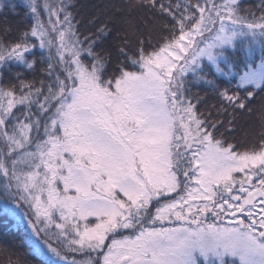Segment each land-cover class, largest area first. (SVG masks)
Segmentation results:
<instances>
[{"label":"snow or ice","instance_id":"snow-or-ice-1","mask_svg":"<svg viewBox=\"0 0 264 264\" xmlns=\"http://www.w3.org/2000/svg\"><path fill=\"white\" fill-rule=\"evenodd\" d=\"M23 4L0 200L38 264H264V0Z\"/></svg>","mask_w":264,"mask_h":264},{"label":"trees","instance_id":"trees-1","mask_svg":"<svg viewBox=\"0 0 264 264\" xmlns=\"http://www.w3.org/2000/svg\"><path fill=\"white\" fill-rule=\"evenodd\" d=\"M16 5V13L9 14L8 20L13 24L17 22L29 23L25 19V9L23 0H11ZM85 6V10H94L102 7L108 0H79ZM247 3L253 4L256 0H246ZM241 128L247 132L256 127V118L249 119L243 117L240 121ZM5 202L0 200V264H5L8 258L16 260L22 258L23 264H38V258L30 254L28 250V241L26 234L29 236L27 226L24 221L18 219L13 213L4 210ZM10 207V204H9Z\"/></svg>","mask_w":264,"mask_h":264},{"label":"rangeland","instance_id":"rangeland-1","mask_svg":"<svg viewBox=\"0 0 264 264\" xmlns=\"http://www.w3.org/2000/svg\"><path fill=\"white\" fill-rule=\"evenodd\" d=\"M10 207H11V205H10ZM13 215H14L15 217H17L18 219H20V220H22V221L25 222V224H26V226H27L28 234H29V236H31L30 227H29V225L27 224L26 219H25V218H24L19 212H15V213H13Z\"/></svg>","mask_w":264,"mask_h":264}]
</instances>
